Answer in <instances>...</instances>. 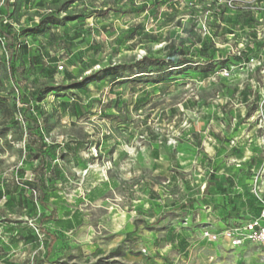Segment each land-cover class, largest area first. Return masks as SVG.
Listing matches in <instances>:
<instances>
[{"label": "rangeland", "instance_id": "1", "mask_svg": "<svg viewBox=\"0 0 264 264\" xmlns=\"http://www.w3.org/2000/svg\"><path fill=\"white\" fill-rule=\"evenodd\" d=\"M262 200L264 0H0V264H264Z\"/></svg>", "mask_w": 264, "mask_h": 264}, {"label": "built area", "instance_id": "2", "mask_svg": "<svg viewBox=\"0 0 264 264\" xmlns=\"http://www.w3.org/2000/svg\"><path fill=\"white\" fill-rule=\"evenodd\" d=\"M59 69L63 70V67ZM202 235L211 242H226L232 248H240L249 243L264 250V201L259 216L247 222L225 224V229L220 232L204 231Z\"/></svg>", "mask_w": 264, "mask_h": 264}, {"label": "trees", "instance_id": "3", "mask_svg": "<svg viewBox=\"0 0 264 264\" xmlns=\"http://www.w3.org/2000/svg\"><path fill=\"white\" fill-rule=\"evenodd\" d=\"M8 4H9V0H8ZM180 54L183 56V60H181V63H185L186 62V58L185 55L183 53V48L180 49ZM36 128L38 127L37 124L35 126ZM40 145H43V143L41 142ZM261 208H259V211L256 215L251 216V217H245V216H239V217H234V218H227L226 221H224V224H232L234 222L238 223V222H247L248 220H250L251 218H255L257 216H259ZM47 236H50V234H48L47 232H44Z\"/></svg>", "mask_w": 264, "mask_h": 264}, {"label": "crops", "instance_id": "4", "mask_svg": "<svg viewBox=\"0 0 264 264\" xmlns=\"http://www.w3.org/2000/svg\"><path fill=\"white\" fill-rule=\"evenodd\" d=\"M210 218L212 219V221L216 224L217 222H218V224L221 226V227H223L224 228V225L221 223V221H220V219L222 220V218L220 217V219H219V217H217V216H210Z\"/></svg>", "mask_w": 264, "mask_h": 264}]
</instances>
